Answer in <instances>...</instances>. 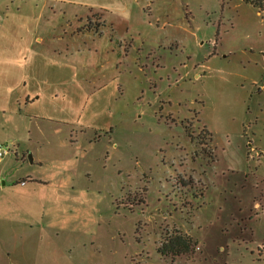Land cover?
Returning <instances> with one entry per match:
<instances>
[{
    "label": "rangeland",
    "instance_id": "374dc122",
    "mask_svg": "<svg viewBox=\"0 0 264 264\" xmlns=\"http://www.w3.org/2000/svg\"><path fill=\"white\" fill-rule=\"evenodd\" d=\"M14 18L40 19V48L70 60L86 91L120 86L85 111L97 128L84 132L0 113L5 151L53 152L33 169L46 184L26 204L27 247L10 245L17 264H264V12L245 0H0L6 62L23 44ZM76 27L93 31L74 38ZM20 66L0 68V99L34 94L60 115L72 107L45 100L82 99L19 85ZM6 160L1 185L22 165ZM178 235L195 250L164 254Z\"/></svg>",
    "mask_w": 264,
    "mask_h": 264
},
{
    "label": "crops",
    "instance_id": "0c3cea01",
    "mask_svg": "<svg viewBox=\"0 0 264 264\" xmlns=\"http://www.w3.org/2000/svg\"><path fill=\"white\" fill-rule=\"evenodd\" d=\"M9 21V20H6ZM10 21H15V23H11L14 25V28L9 32L11 34H19L18 38L23 43L21 46L16 44V49H20L17 54L12 53L11 55L17 56L16 61H5L0 58V68L4 66H9L10 64L19 63L21 66V75L18 78V84L23 85L24 87L30 83H39L43 85H51V86H68L78 89L80 91L81 100H68L63 96V100H56L57 95L52 100L49 101L51 105L58 104H67L71 108L68 107V112L66 114L60 115L58 112L54 113L47 112L45 113L40 109L41 103L44 100H40L41 97L32 95H27L20 100H10V99H0V113L7 114L10 113L12 115L21 116L24 115L25 118L30 120H46L51 122L64 123L66 125L80 127L84 132V128L88 129H96L97 127H90L84 122L85 111L91 107L92 103L96 100V98L102 94L104 90L113 86L115 88V93L119 92L120 86L118 85L117 79L114 77L112 80L107 82L100 91H86V85H83L84 82L82 78L78 74L77 68L71 63L68 59H58L59 55H57V50L55 48L49 49V51L40 48L45 44V37L39 33L40 28V19L34 18H14L10 19ZM78 25L89 22L92 25V19L90 17H75L73 19ZM4 25L8 24V22L3 23ZM1 28V31L8 32L6 30L7 27ZM93 31L92 28L83 29L81 27H76L73 37H81L86 36L87 34H91ZM97 32L99 31L96 30ZM99 34V32L97 33ZM52 36V35H51ZM50 36V37H51ZM59 39L61 36H57ZM55 36H52L54 39ZM14 48V46H13ZM19 55V56H18ZM1 56V55H0ZM45 67H53L57 69L55 76L46 77L44 73ZM37 69V75H30V71ZM1 71V69H0ZM61 72V73H60ZM0 77H2L0 73ZM4 78V77H3ZM84 80V79H83ZM86 82L89 81V77L85 76ZM57 83V84H56ZM42 85V86H43ZM38 86V85H37ZM90 105V106H89ZM88 109V110H89ZM44 136V133L42 134ZM18 151H10L5 157L1 158V161H12L22 162L21 168L16 170L14 174L17 175L18 180H8L4 181L3 185H1L2 178L6 176L7 170L3 167L0 170V220H4V223H0V249L3 254L7 256L8 260L0 261V264H17L19 262L17 259L11 257L12 249L10 245L15 243L16 245L27 247V239L25 232V224H26V213L28 212L26 204L27 202L34 200L35 194L34 192L38 187L43 184H46L45 181L41 179H35L33 176L34 167H43L47 162V157L52 155V150H43L40 146L36 147H26L24 150ZM21 153V154H20ZM32 153L34 154L33 159L31 158L30 163H26L28 155ZM10 155L11 156L9 158ZM30 156V155H29ZM14 158V159H13ZM24 163V164H23ZM25 172L23 174V172ZM14 174H12L11 179ZM25 183V185H22ZM2 222V221H1Z\"/></svg>",
    "mask_w": 264,
    "mask_h": 264
},
{
    "label": "trees",
    "instance_id": "16d2710c",
    "mask_svg": "<svg viewBox=\"0 0 264 264\" xmlns=\"http://www.w3.org/2000/svg\"><path fill=\"white\" fill-rule=\"evenodd\" d=\"M254 8L264 12V0H245ZM196 244L187 235L174 236L163 245L162 250L164 254L171 253L174 256H182L191 254L195 250Z\"/></svg>",
    "mask_w": 264,
    "mask_h": 264
},
{
    "label": "built area",
    "instance_id": "2783aa9c",
    "mask_svg": "<svg viewBox=\"0 0 264 264\" xmlns=\"http://www.w3.org/2000/svg\"><path fill=\"white\" fill-rule=\"evenodd\" d=\"M8 154V151H5L3 148L0 147V159L5 157ZM22 185H25V183H22Z\"/></svg>",
    "mask_w": 264,
    "mask_h": 264
}]
</instances>
